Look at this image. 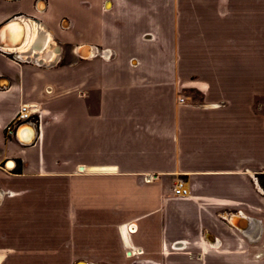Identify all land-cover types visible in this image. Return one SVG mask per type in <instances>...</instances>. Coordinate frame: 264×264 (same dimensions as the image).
Returning a JSON list of instances; mask_svg holds the SVG:
<instances>
[{"label":"crops","instance_id":"0c3cea01","mask_svg":"<svg viewBox=\"0 0 264 264\" xmlns=\"http://www.w3.org/2000/svg\"><path fill=\"white\" fill-rule=\"evenodd\" d=\"M39 1L0 0L37 29L0 48L4 264H236L227 241L264 239V0H227L207 45L197 0Z\"/></svg>","mask_w":264,"mask_h":264},{"label":"rangeland","instance_id":"374dc122","mask_svg":"<svg viewBox=\"0 0 264 264\" xmlns=\"http://www.w3.org/2000/svg\"><path fill=\"white\" fill-rule=\"evenodd\" d=\"M181 2L182 3L179 4V11L182 12L185 11L184 2L187 3V10L189 13L187 19H188V23L193 28L192 29L193 34L190 35V39H195L196 35L198 34L200 38L204 39L205 45L211 44L212 40L217 39V36L215 37L213 36V34L214 35L219 34L218 39H222L223 34L220 33V31L217 32L213 31V30H221L220 25H222V23H220V25L218 23L214 24V20L221 19L222 21L223 19H226V16L224 14L227 12L226 11L227 0H197V1H181ZM190 8H193L194 10H190ZM213 24L219 26V28L215 27ZM195 28H197L199 32H197L196 31L197 29ZM34 31L35 29L33 30V32ZM33 32L31 33V37ZM142 38L150 39L147 33H143ZM223 38L226 39L224 36ZM29 39L31 38L29 37L28 40ZM30 47H25L22 50H26ZM111 56L113 55L110 54L109 57ZM192 94L195 97L198 96V94L195 92H192ZM255 183H256V187L259 190H261L260 189L261 187L263 189L261 191L264 192V175H260ZM206 231L207 230L205 229L203 234H205ZM234 236H232V239ZM234 238L235 240L233 239L227 241L226 243L229 244L230 248L228 249V251H231L232 257L235 259L236 264H264V239L259 240L257 242L256 241L251 242L250 246L244 247V242L243 240H241L242 236L240 237V235L238 234ZM203 240L206 242L207 246L210 245L211 247H213L212 246V244H214L213 242H210L208 244L206 239L203 238ZM6 242L7 241L0 239V264L5 263L4 255L1 252H3V247L5 246ZM219 246H221V244Z\"/></svg>","mask_w":264,"mask_h":264},{"label":"water","instance_id":"95a60500","mask_svg":"<svg viewBox=\"0 0 264 264\" xmlns=\"http://www.w3.org/2000/svg\"><path fill=\"white\" fill-rule=\"evenodd\" d=\"M41 3H43L42 0L39 1V5ZM23 24L24 23L20 19H12V20L4 23L3 25L0 26V37H1L2 33H7L8 37L13 36L15 38V41H14L15 43H12V45L14 44L12 47H18L20 45L19 42L21 41V37H22ZM85 47H90V46L83 45L81 47H78L77 53L81 57H89V56H91L92 54L89 55V54H86V53L83 52V48H85ZM0 48L4 49L6 51H18V50H11L10 47L5 49V47L1 46V44H0ZM29 52L30 51H24V52H22V54H24V53L28 54ZM92 53H93V48H92ZM236 218L238 220H235ZM225 220L229 224H231L233 227H235V228H238V229H243L244 228L242 223H243V221H245V219H244V216L242 215L241 212H239V213H229L225 217ZM214 242H215V240H214Z\"/></svg>","mask_w":264,"mask_h":264},{"label":"built area","instance_id":"2783aa9c","mask_svg":"<svg viewBox=\"0 0 264 264\" xmlns=\"http://www.w3.org/2000/svg\"><path fill=\"white\" fill-rule=\"evenodd\" d=\"M26 111H27V105H24L19 111V113L16 115V117L13 119V121L7 127V130L11 135H15L17 132V129L21 125L32 122L34 120L35 117L33 114H36L37 109H32L31 114H27ZM173 191L175 195H187L188 194V190L183 187V183L180 181L173 188ZM173 246H175V244Z\"/></svg>","mask_w":264,"mask_h":264},{"label":"bare ground","instance_id":"6f19581e","mask_svg":"<svg viewBox=\"0 0 264 264\" xmlns=\"http://www.w3.org/2000/svg\"><path fill=\"white\" fill-rule=\"evenodd\" d=\"M41 4H44L45 5V2H43V3H41ZM40 4V5H41ZM40 5H39V9H40ZM41 10V9H40ZM65 24H67L66 22H65ZM31 31V30H30ZM39 32V31H38ZM31 38V39H29L28 40V38ZM37 37V29L33 32V34H32V37H31V34H29V32H27V28H26V26L23 24V30H22V37H21V41L19 42V46L18 47H12L13 45H12V43H15L14 41H15V39L13 40V41H11L10 43H4V42H0V44H1V46H3V47H5V49H7L8 47H10L11 48V50H19V48H22V49H24L25 47H30L32 44H33V42H34V40H35V38ZM46 38H47V36H46ZM37 39V38H36ZM39 41V40H38ZM37 43V42H36ZM83 52L84 53H86V54H89V55H91L92 54V48L91 47H85V48H83ZM22 132H23V129H22ZM20 138L23 140V142H25V143H29V142H31L32 141V138H28V139H26V138H24V137H21L20 136ZM235 220H238L237 218L235 219ZM130 227V226H129ZM123 229H125V228H123ZM129 229V228H128ZM129 230H131V231H134V228L131 226V228L129 229ZM247 233H250V232H247ZM252 234V233H251Z\"/></svg>","mask_w":264,"mask_h":264},{"label":"flooded vegetation","instance_id":"af4514ba","mask_svg":"<svg viewBox=\"0 0 264 264\" xmlns=\"http://www.w3.org/2000/svg\"><path fill=\"white\" fill-rule=\"evenodd\" d=\"M19 50H22V48H19Z\"/></svg>","mask_w":264,"mask_h":264}]
</instances>
